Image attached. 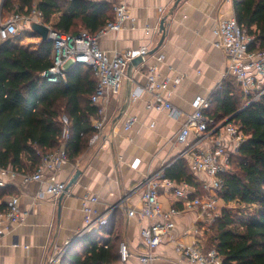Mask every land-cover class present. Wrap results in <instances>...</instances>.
Masks as SVG:
<instances>
[{
  "label": "crops",
  "instance_id": "1",
  "mask_svg": "<svg viewBox=\"0 0 264 264\" xmlns=\"http://www.w3.org/2000/svg\"><path fill=\"white\" fill-rule=\"evenodd\" d=\"M103 1L110 3L112 15L117 4H125L130 10V18L122 30L111 31L99 39L101 49L109 55L143 47L149 53L162 38L161 21L165 18L164 42L156 52L147 54L144 62L133 69L132 76L128 77L126 71L120 93L102 102L106 121L99 138L92 141V136L87 148L78 157L69 158L58 170L44 173L46 177L68 184L80 171L79 178L67 192L56 200L49 196L41 200L37 198L38 191L43 187L40 182L24 181L21 175L4 178L6 184L0 186V211L6 209L12 196L18 195L20 209L26 211L27 215L23 222L0 236V264H48L83 228V200L86 196L99 197L95 208L103 212L129 195L148 173L158 171L175 160L184 145L175 143L172 138L185 121L186 114L192 112V102L197 95L215 93L220 83L221 87L229 84L231 88L240 89L243 105L246 102L236 78L233 75L225 76L229 58L224 50L215 46L217 37L213 31L219 20L235 15L234 0H181L170 15L176 0ZM60 15L56 14L53 22L58 21ZM24 21L20 23L32 33L31 22ZM39 44L36 41L30 48L18 45L34 51ZM150 65L157 66L158 79L161 80L184 76L179 84L170 86L164 92L181 111L178 118L172 117L168 111L147 107L152 94L142 88L148 82ZM128 81L129 102L120 115ZM130 117L135 119V123L126 130L125 123ZM94 119L92 117L91 122ZM185 159L193 174V181L197 183V187L187 183L193 192L190 198L208 194L203 183L210 181L211 177L204 171L195 170L190 159ZM23 163L25 167L21 170H35L27 155H23ZM182 183L174 181L175 187H181ZM173 189L161 188L159 200L164 210L174 205L182 209L185 205L184 198L175 196ZM219 203L223 209L231 204L223 199ZM142 206L139 191L122 202L105 230L93 233L99 236L100 241L118 238L126 242L130 257L124 264H141L140 257L145 253L141 231L150 222L138 215L128 214L129 210H138ZM173 221L174 228L155 250V264H187L176 250L178 244H197L204 251L213 249L209 247L211 227L200 211L182 210L173 217Z\"/></svg>",
  "mask_w": 264,
  "mask_h": 264
},
{
  "label": "trees",
  "instance_id": "2",
  "mask_svg": "<svg viewBox=\"0 0 264 264\" xmlns=\"http://www.w3.org/2000/svg\"><path fill=\"white\" fill-rule=\"evenodd\" d=\"M234 7L239 23L256 34L258 48L264 50V0H234ZM35 8L42 12L44 24L71 35L83 29L96 34L115 15L103 0H0L5 21L15 14L29 16ZM58 13L59 20L53 22ZM32 34L40 37L33 30ZM15 40L0 41V167L24 169L27 155L36 169L42 155L60 147L63 114L70 119L68 157H78L96 133L91 122L98 116V107L91 103L97 83L92 69L78 64L62 82H47L40 74L53 65L54 43L41 39L31 51ZM242 106L240 89L228 84L213 94L208 112L217 123L235 114L233 119L248 135L232 158L231 170L223 175L219 195L227 203L257 205L259 210L245 221L224 210L211 226L209 244L222 264H264V96L241 110ZM189 167L185 158L179 159L165 169V177L197 187ZM77 241L61 264H124L118 238L104 242L97 234H87Z\"/></svg>",
  "mask_w": 264,
  "mask_h": 264
},
{
  "label": "built area",
  "instance_id": "3",
  "mask_svg": "<svg viewBox=\"0 0 264 264\" xmlns=\"http://www.w3.org/2000/svg\"><path fill=\"white\" fill-rule=\"evenodd\" d=\"M114 12V18L96 34L84 29L74 35L63 34L46 24L50 28L49 40L54 43V59L53 65L40 76L47 82L60 83L66 79V74L76 65L84 64L92 69L96 78L97 83L91 96V103L98 107V116L92 121V126L96 131L92 141L97 140L105 128L106 117L101 106L102 102L107 101L111 95L120 93L129 62L135 57H146L148 54V49L145 47L139 50L127 49L113 55L101 49L100 37L111 31L122 30L130 18V10L125 4L114 5ZM42 16V12L35 8L29 16L15 14L4 22L0 19V41L17 36L22 19L43 23ZM213 31L217 37L215 46L224 50L229 58L225 76L233 75L244 93L246 102L241 108L244 109L264 96V50L258 48L259 40L256 34L250 33L241 25L236 15L219 20ZM147 75L148 82L145 88H142L152 94L147 107L156 111H168L172 117L178 118L182 114L181 111L164 95V92L170 86L179 84L184 76L158 79V69L155 65L149 66ZM220 88L221 83L217 86V90ZM213 94L214 92H211L209 95H197L194 98L192 112L186 114L185 121L172 138L175 143L184 145V149L175 160L158 171L148 173L129 195L120 202L111 204L103 212L95 208L99 197L86 196L84 198L83 228L72 242L50 259L48 264H60L62 257L76 240L87 234L105 230L116 209L122 206V202L127 201L131 195L139 191L143 206L138 210H129L128 214L138 215L141 219H147L150 222L141 231L145 242V253L140 257L141 264H155L157 257L155 250L174 228L173 217L182 210H198L209 224H214L223 212V207L221 208L219 203L222 200L219 193L224 186L223 175L231 170L232 158L248 139V135L233 119L235 114L218 123L214 122V118L208 114L213 103ZM61 120L63 130L60 147L47 155H42L41 162L33 172L20 171L14 167H0V186H5L4 178L21 175L24 181H37L42 184V189L37 193L38 199L42 200L49 196L56 200L67 192L66 182H58L53 177H46L44 174L46 171L60 169L69 159L67 142L70 138V119L63 114ZM134 123L135 119L130 117L125 123V129H131ZM211 144L214 145L211 146ZM182 158L190 159L195 170L204 171L211 177L210 181L203 183L204 188L210 194L190 198L193 192L187 183L183 182L181 187H175L174 181L165 177V169ZM163 187L174 188V195L184 198L185 205L182 209L177 208L176 205L169 210L163 209L159 200ZM244 206L252 207L253 205L244 204ZM26 215V211L20 209V197L12 196L6 209L0 211V236L23 222ZM176 250L187 261V264H222V257L215 248L204 251L197 244L190 246L178 244ZM119 253L123 262L129 259L130 251L126 242L120 243Z\"/></svg>",
  "mask_w": 264,
  "mask_h": 264
},
{
  "label": "water",
  "instance_id": "4",
  "mask_svg": "<svg viewBox=\"0 0 264 264\" xmlns=\"http://www.w3.org/2000/svg\"><path fill=\"white\" fill-rule=\"evenodd\" d=\"M180 1L181 0L175 1L174 6L171 8L168 15H170L173 12V10L177 7V5L179 4ZM165 21H166L165 18L161 21V30L163 32V35H162V38H161L158 46L156 48H154L152 51H150L148 54L156 52L157 49L163 44L164 39H165V32H166ZM31 29L33 30V32L38 33L42 40H45V41L49 40L50 28L48 25L34 21V22H31ZM144 60H145L144 56H138V57L133 58L129 62L128 67H127L128 77L132 76L133 69L136 68L137 66H139L141 63H143ZM129 97H130V81L127 82V94L125 97L124 105L121 108L120 115H122L124 113V111L127 107V104L129 102ZM79 175H80V171H78L76 173V175L72 178V180L69 181V183L67 184V187H66V191H68L69 188L77 181V179L79 178Z\"/></svg>",
  "mask_w": 264,
  "mask_h": 264
},
{
  "label": "rangeland",
  "instance_id": "5",
  "mask_svg": "<svg viewBox=\"0 0 264 264\" xmlns=\"http://www.w3.org/2000/svg\"><path fill=\"white\" fill-rule=\"evenodd\" d=\"M10 15L11 14H9V16ZM2 17H3V14L0 13V19H1L2 22H4L6 18L4 19ZM22 20L24 21L25 19H22ZM25 21H27V20H25ZM49 25L52 26V24H49ZM18 30H19L18 35L15 36L16 37V40H15L16 44L18 43V44H21V45H23V46H25L27 48H30L33 44H35L36 41H38V43H39L40 40H41L40 37L35 38V39L30 38V37H34V35L32 33L28 32V30H26L25 26L22 25L21 23H19V29ZM244 102H245V100H244ZM208 194H210V192ZM109 197H111V196H109ZM224 208L225 209H223V211L224 210H232L233 216L237 220H240V221L248 220L254 213H256L259 210V207L257 205H253L252 207H248V206H244V204H241L238 201H232L229 207H224ZM209 225L211 227V224H209ZM209 234H210L209 236L212 235V230H211V232ZM209 247H210V244H209Z\"/></svg>",
  "mask_w": 264,
  "mask_h": 264
}]
</instances>
